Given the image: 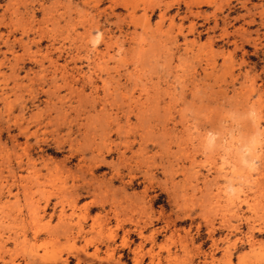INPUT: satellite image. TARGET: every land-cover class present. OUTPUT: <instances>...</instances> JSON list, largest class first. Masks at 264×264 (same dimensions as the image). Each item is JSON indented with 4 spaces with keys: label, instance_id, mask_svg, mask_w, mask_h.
Returning a JSON list of instances; mask_svg holds the SVG:
<instances>
[{
    "label": "rangeland",
    "instance_id": "1",
    "mask_svg": "<svg viewBox=\"0 0 264 264\" xmlns=\"http://www.w3.org/2000/svg\"><path fill=\"white\" fill-rule=\"evenodd\" d=\"M135 263L264 264V0H0V264Z\"/></svg>",
    "mask_w": 264,
    "mask_h": 264
},
{
    "label": "bare ground",
    "instance_id": "2",
    "mask_svg": "<svg viewBox=\"0 0 264 264\" xmlns=\"http://www.w3.org/2000/svg\"><path fill=\"white\" fill-rule=\"evenodd\" d=\"M258 127V126H257ZM223 174H225V173H223ZM226 175V174H225ZM243 201V200H242ZM245 203L247 204L246 205V207L247 208H249L250 210L253 208V204H255V203H251V204H249L247 201H245ZM237 207V206H236ZM251 207V208H250ZM58 221H59V223H62V226H63V229L64 230H66L67 231V229H69V228H72V225H69V224H67V220L63 217V214L61 213L60 215H59V217H58ZM64 230H63V232H64ZM249 237V236H248ZM252 241L250 240V239H248V243H249V246H252L253 245V243H251ZM137 261V260H136ZM136 264V263H135Z\"/></svg>",
    "mask_w": 264,
    "mask_h": 264
}]
</instances>
